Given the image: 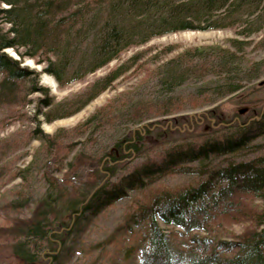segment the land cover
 I'll return each instance as SVG.
<instances>
[{
	"label": "trees",
	"instance_id": "16d2710c",
	"mask_svg": "<svg viewBox=\"0 0 264 264\" xmlns=\"http://www.w3.org/2000/svg\"><path fill=\"white\" fill-rule=\"evenodd\" d=\"M263 10L264 0H0V102L18 101L19 93L25 88L24 95L41 93L35 99V111L42 113L45 120L69 115L129 66L117 65L84 90L56 103L45 86L37 85L40 73L64 85L94 72L122 49L143 43L151 36L184 29L234 26L236 17L254 15L246 20L243 30L256 22L254 28L239 31L249 35L264 24ZM241 41L231 39L234 47ZM6 48L14 49L18 57L8 55ZM201 49L204 48H193ZM25 58L42 64L40 71L21 65ZM177 73L180 72L169 74L171 83L181 75ZM25 80L29 83L26 86ZM241 88L239 82H230L221 93L228 95ZM42 108L47 109L42 112ZM94 117L95 113L82 124ZM192 118H185L188 131L198 126V121ZM140 119L136 117L134 122ZM214 119L215 123L221 120ZM172 120L171 123L175 121ZM156 121L159 120L125 132L98 157L79 152L65 166L54 168L56 171L64 168L59 177L51 175V170L47 172L50 187L34 202L30 215L15 217L11 227H5L7 240L0 245V264L58 263L64 237L72 225L78 224L82 214L91 217L129 191L144 187L155 175L175 168L198 173L203 179L181 189L151 194L135 203L115 229L128 233L143 226L139 240L125 250V261L128 264H133L134 259L138 264H264L263 210H256L250 216L254 223L251 229L245 228L237 234L226 236L211 222L218 215L229 218L235 212L238 217L232 216V220L242 218V213L235 209L234 198L238 193L264 200V157L228 160L216 167L184 165L249 147L252 139L264 133V111L248 121L228 122L224 134L206 135L198 142L191 139L167 145L173 131L163 130L157 134L160 142L154 144L162 141L164 144L152 152L155 155L146 154L141 163L116 175L122 162L148 150L145 141L154 131L148 126ZM39 135L47 141L49 149L55 146L53 138L47 139L41 131ZM255 145L264 147V143ZM159 222L174 228L161 227Z\"/></svg>",
	"mask_w": 264,
	"mask_h": 264
},
{
	"label": "rangeland",
	"instance_id": "374dc122",
	"mask_svg": "<svg viewBox=\"0 0 264 264\" xmlns=\"http://www.w3.org/2000/svg\"><path fill=\"white\" fill-rule=\"evenodd\" d=\"M253 16L236 17L234 26L184 29L151 36L143 43L122 49L115 58L94 72L64 85H59L52 76L40 73L37 85L45 86L56 103L84 90L117 65L126 63L129 66L109 86L69 115L45 120L42 113L35 111V99L41 93L35 91L24 95L25 88L19 93L18 101L9 104L0 102V245L7 240L4 230L11 227V221L15 217L30 215L34 202L49 189L47 172L51 170V175L59 177L64 168L59 171L54 168L60 164L65 166L79 152L98 157L125 132L159 120L148 126L149 130H154L152 137L145 141L148 150L122 162L115 171L116 175H120L130 166L141 163L146 154L153 156L156 154L153 151L161 149L163 141L154 143L160 142L157 134L163 130L170 131L172 128L173 131L167 145L191 139L198 142L206 135L224 134L228 131L224 127L235 120L248 121L264 111V24L249 35L239 33L246 20H251ZM253 24L256 22L247 25L243 31L254 28ZM5 26L8 27V24ZM233 38L242 40V43L234 47L231 43ZM194 47L204 49L196 51ZM5 52L18 57L12 48H6ZM21 65L35 71H40L42 67V64L29 58H25ZM173 67L178 68L175 70ZM176 71L181 75L177 82L171 83L169 74ZM230 82H239L242 88L238 92L222 95ZM26 84H29L27 80L24 81ZM46 109L42 108V112ZM94 113V120L82 124ZM182 115L184 118H175ZM136 117L141 119L134 122ZM188 117L198 121V126L191 131L186 130L188 119L185 118ZM214 117L221 120L215 123ZM173 118L175 121L171 123ZM178 126L182 128L178 129ZM40 131L48 136L47 139L53 138L54 147L49 149L47 141L40 137ZM260 143H264V133L240 151L209 156L184 165L216 167L228 160L264 157V147L255 145ZM173 170L155 175L144 187L129 191L125 197L91 217L82 214L78 224L72 225L64 237L60 261L49 264H128L125 250L139 240L143 226L135 227L128 233L115 231L125 214L135 203L151 194L181 189L203 179L198 173L178 168ZM234 201L235 209L242 213L241 219H231L232 216L238 217V212H235L229 218L222 214L211 221L214 228H220L226 236L240 233L245 228L251 229L254 223L250 216L256 210L264 211V200L251 194L238 193ZM159 225L174 228L162 222ZM184 254L187 252L184 251ZM134 263L138 264L137 259Z\"/></svg>",
	"mask_w": 264,
	"mask_h": 264
}]
</instances>
